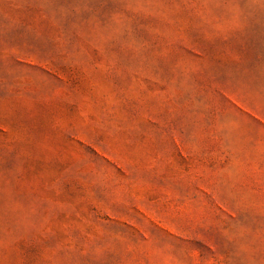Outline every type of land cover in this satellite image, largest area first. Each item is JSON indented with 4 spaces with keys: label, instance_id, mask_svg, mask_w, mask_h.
I'll return each instance as SVG.
<instances>
[{
    "label": "rangeland",
    "instance_id": "1",
    "mask_svg": "<svg viewBox=\"0 0 264 264\" xmlns=\"http://www.w3.org/2000/svg\"><path fill=\"white\" fill-rule=\"evenodd\" d=\"M0 264H264V0H0Z\"/></svg>",
    "mask_w": 264,
    "mask_h": 264
}]
</instances>
